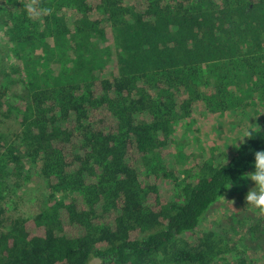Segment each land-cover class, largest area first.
<instances>
[{"label": "trees", "instance_id": "obj_1", "mask_svg": "<svg viewBox=\"0 0 264 264\" xmlns=\"http://www.w3.org/2000/svg\"><path fill=\"white\" fill-rule=\"evenodd\" d=\"M245 101L259 121L187 144ZM7 119L0 264H264V196L207 216L264 168V0H0ZM33 178L40 210L6 214Z\"/></svg>", "mask_w": 264, "mask_h": 264}, {"label": "rangeland", "instance_id": "obj_2", "mask_svg": "<svg viewBox=\"0 0 264 264\" xmlns=\"http://www.w3.org/2000/svg\"><path fill=\"white\" fill-rule=\"evenodd\" d=\"M259 108L251 105L249 102H242L240 103L235 109L231 110L230 112H226L224 116L216 118L218 121H212L211 124L205 121L204 125L205 128H198L191 130L183 129L181 126L179 130L185 135V139L188 141V145H192L198 151H206L209 152L212 146H218L219 144L222 146L224 144V140L219 139V129L222 127L223 129L226 127L228 128V133H235L237 130H240L244 127V125H248L251 123H255L259 121L260 116L258 114ZM219 121L222 122L219 123ZM201 125L198 123L196 128ZM14 127V122L12 119H7L4 122H0V133H8ZM187 130V131H186ZM195 137L198 140H195ZM264 164V163H263ZM261 173H256V171H252L248 175V180L245 181L244 192L242 193L241 200L235 193L228 191V196L232 198L230 201H222L219 200L218 202L214 203L210 210L207 212V216L209 219L215 218L216 214L221 219V226L225 225L224 217L225 212H223L224 207H227L230 211H235L239 216V212H245L248 215H253L255 211L253 210L254 204L249 201H258L264 196V168L260 167ZM42 185L39 181L35 178L23 183L21 187L18 189L16 195L12 197L13 202L10 206V209L6 212L11 216L15 215H24L29 216L37 213L41 206L43 198V190ZM220 204H223L219 206ZM257 205V204H255ZM246 207L245 210L243 208ZM252 207V208H251ZM222 209V211H221ZM87 264H99L98 258H91Z\"/></svg>", "mask_w": 264, "mask_h": 264}]
</instances>
